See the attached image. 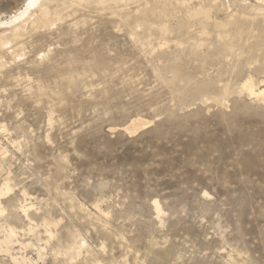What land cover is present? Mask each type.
I'll use <instances>...</instances> for the list:
<instances>
[{"label": "rangeland", "instance_id": "rangeland-1", "mask_svg": "<svg viewBox=\"0 0 264 264\" xmlns=\"http://www.w3.org/2000/svg\"><path fill=\"white\" fill-rule=\"evenodd\" d=\"M34 1L0 0V264H264V0Z\"/></svg>", "mask_w": 264, "mask_h": 264}, {"label": "bare ground", "instance_id": "bare-ground-1", "mask_svg": "<svg viewBox=\"0 0 264 264\" xmlns=\"http://www.w3.org/2000/svg\"><path fill=\"white\" fill-rule=\"evenodd\" d=\"M42 1V0H41ZM48 1V0H47ZM64 1V0H63ZM40 0H35L33 3H32V6H40L41 10L43 9V11H41V15L43 18H47V15L49 14L50 11L47 10V8L44 6V7H41L42 5L39 3ZM80 2V1H79ZM38 9V8H37ZM259 10V9H258ZM32 12V11H31ZM198 12V11H197ZM30 13V12H29ZM40 13V11H39ZM51 13V12H50ZM264 15V14H263ZM40 17V18H42ZM35 20V19H34ZM42 20V19H41ZM45 20V19H44ZM22 27V26H21ZM15 32H16V28H14ZM14 32V31H13ZM12 34H15V33H12ZM174 34V33H173ZM18 36V35H17ZM15 36V38L17 37ZM19 37V36H18ZM227 37V36H226ZM198 38V37H197ZM12 39V38H11ZM194 48V47H193ZM221 54V53H220ZM166 57V56H165ZM166 60V59H165ZM2 62V61H1ZM195 69V68H194ZM223 88V87H222ZM241 88L247 92L248 95L250 96H254L256 98H264V87L260 86V85H256L251 79H246L242 85H241ZM223 92V91H222ZM151 121H135L131 123V125L125 127L126 131L132 133L134 132L135 130H137L138 128H141V127H145V125L149 124ZM4 148V147H3ZM2 149V147H1ZM5 150V148H4ZM7 150V149H6ZM2 152V150H1ZM5 152V151H3ZM2 152V154H3ZM9 191H11V187L10 185L6 182H3V184L0 186V199L2 196H4L5 194H7ZM3 198V197H2ZM23 207V206H22ZM25 208V207H24ZM154 208L156 209L157 213L160 212L161 210V207L159 206V203L157 201H154ZM23 209V208H22ZM27 209V208H26ZM26 210H24L25 212ZM5 212V208L4 206L1 204V201H0V216H2ZM101 213V211H99ZM3 227V226H2ZM35 228V227H34ZM3 231V230H2ZM30 232V231H29ZM4 233H5V236L3 239H0V252H7V253H10V249L12 246L11 245V242L13 241L14 237H16V235L18 234L17 233V230L12 227V226H9L7 225L4 229ZM18 241V239H17ZM16 241V242H17ZM19 243V242H18ZM19 244H22L19 243ZM29 245V244H27ZM80 245V244H79ZM24 246V245H23ZM13 247V246H12ZM22 247V246H21ZM20 247V248H21ZM40 247V246H39ZM12 250V249H11ZM12 253V252H11ZM12 259L14 260V262L16 264H19V259H17V257H12ZM21 260V259H20ZM61 263V262H60Z\"/></svg>", "mask_w": 264, "mask_h": 264}]
</instances>
